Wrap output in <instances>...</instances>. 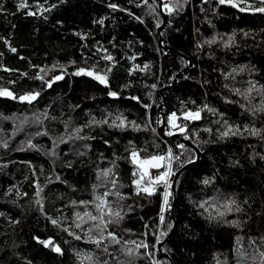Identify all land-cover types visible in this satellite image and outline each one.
<instances>
[{
	"label": "trees",
	"instance_id": "16d2710c",
	"mask_svg": "<svg viewBox=\"0 0 264 264\" xmlns=\"http://www.w3.org/2000/svg\"><path fill=\"white\" fill-rule=\"evenodd\" d=\"M161 6L159 34L154 0H0V264H169L128 245L157 247L163 191H138L132 154L195 158L155 133L175 75L165 119L200 159L169 193L160 248L172 264H264V2Z\"/></svg>",
	"mask_w": 264,
	"mask_h": 264
},
{
	"label": "rangeland",
	"instance_id": "374dc122",
	"mask_svg": "<svg viewBox=\"0 0 264 264\" xmlns=\"http://www.w3.org/2000/svg\"><path fill=\"white\" fill-rule=\"evenodd\" d=\"M96 77H101L99 75H97ZM100 80V79H99ZM3 92H8L10 93V91L8 90H3ZM3 96H9V95H3ZM22 97H35V93H31V94H25L23 95ZM25 100H28V99H25ZM186 116H189V113L186 114ZM193 116H195V114H193ZM171 118V120H170ZM189 118H192V117H189ZM188 118V119H189ZM178 118L174 115V114H170L168 116L167 119H165L167 121V126L165 125V128L164 130L166 131V133H173V132H178L180 134H183L184 131H185V128L182 126V124H180L177 120ZM180 145H178V143H176V147H179ZM152 157H157V156H151V157H147V158H143V159H140L136 156L137 158V163L136 165L138 166L140 172H141V175H142V168L139 166V161H143V160H149L151 159ZM179 155H172V153L169 152V154L167 155V157H165V159L163 161H160V167H148L147 168V172H148V175L144 177L143 181L141 182V184L143 185V188H147L149 187V181L150 180H155L156 177L158 176H161L163 173L165 172H169L170 174L166 177V181L167 183L161 181L159 183H155V184H152L150 187L151 189H153V186H157V185H162V204H161V208L159 209L160 212L158 214V224H157V227H156V234H155V242H157L158 240H161V233L164 232V229L162 228V222H161V215H165V213L167 212V209L169 208V186H170V182H171V176L173 174V170H174V166H175V163H179ZM133 160V159H132ZM144 182V184H143ZM167 192V205L164 204V198H165V193ZM107 208H109V205H106ZM162 208H163V211H162ZM159 242V241H158ZM133 246L135 247L134 249H137V250H140V249H145L146 250V254L147 255H150V254H153L155 253V251H157L156 249V245L154 244V250H151L149 249V246L147 243L145 242H142V243H129L128 246ZM146 245V247H145ZM133 250V249H131ZM127 253H128V250H127ZM153 259V261H155L156 264H167V263H162V262H158L155 260V255L153 257H151Z\"/></svg>",
	"mask_w": 264,
	"mask_h": 264
},
{
	"label": "water",
	"instance_id": "95a60500",
	"mask_svg": "<svg viewBox=\"0 0 264 264\" xmlns=\"http://www.w3.org/2000/svg\"><path fill=\"white\" fill-rule=\"evenodd\" d=\"M154 1L157 2V8H158V11L161 14L160 18L162 19L161 24L157 28V32L160 34V30H162V28L164 27V24L166 22V15H165V13L162 10V6L161 5H163L164 2H166L167 0H154ZM162 42H163V39L159 35V43L161 44L162 49H164L167 52L168 51H171L173 53L175 52V50H173V48L170 45L162 44ZM191 64L192 63L187 59L186 65L182 68V70L179 73H181L183 71H186L188 69V67L191 66ZM176 76L177 75H175V78H173V80L171 81L170 84H168V85H166V86H164V87L159 89V93L161 95V102L155 107L156 110H157V120H156L157 122H156V132L155 133H157V135L160 138H162V139L177 138L179 141H181L182 145L188 146V147H190V148H192L194 150V152H195V156L194 157L195 158L192 161H189V162L181 165L176 170H173L174 172L172 174L171 182L169 183L170 184L169 190H170V192H171V194L173 196H174V193H175V186H176L175 183L177 182L178 177L182 174V172L184 170H186L193 163L199 161V159H200V150L198 149V147L193 145V143L189 139L183 137L180 133H176V132L171 133V135L164 133L165 132L164 128H165V124H166L165 111H164V106L166 104V95H165L166 91L165 90L167 88L175 85ZM173 206H174V198L172 199V202H171V205H170V208H169L170 209V216L172 218L171 222H173L172 227L168 231L167 235L162 240H160L157 243V247H156L160 257L168 259L169 264H172V261L170 260L169 256L160 247L168 239V236H170L169 234H171V232H172V230L174 228V221L175 220H174V217H173V209H172Z\"/></svg>",
	"mask_w": 264,
	"mask_h": 264
},
{
	"label": "snow or ice",
	"instance_id": "6c2138e0",
	"mask_svg": "<svg viewBox=\"0 0 264 264\" xmlns=\"http://www.w3.org/2000/svg\"><path fill=\"white\" fill-rule=\"evenodd\" d=\"M220 2L221 3H224V0H220ZM262 2H264V0H262ZM25 5H21V7H24ZM113 7H115L114 5H113ZM257 11H260V12H264V8H259V9H257ZM31 14V13H30ZM13 51H15V49H13ZM109 59H110V57H109ZM81 71H83V70H81ZM80 73L78 72L77 73V75H79ZM89 75H91V73H88ZM62 77H56V79H61ZM97 79H100L101 80V82H103V78L102 77H97ZM0 95H9V96H11V93H8V92H3V91H0ZM113 95H115L114 93H113ZM35 97H21L20 99L21 100H25V99H28L29 101L31 100V99H34ZM198 116H199V114L197 113V114H195V116H193V114H189V116H186L185 118L187 119V118H189V117H192V118H198ZM170 120H171V118H170ZM169 135H171V133H169ZM225 135H227V133H225ZM182 147V146H181ZM132 156H133V163H137V158H136V153H133L132 154ZM165 158L164 157H159V156H157V157H152L151 159H149V160H143V161H139V166L142 168V175H141V177H140V180H138V181H134V183H136V185H137V188H138V191H140V190H142V191H145V192H147L148 194H152V189H151V185L152 184H155V183H159V182H161V181H163V182H165V183H167V181H166V177L170 174L169 172H165V173H163L161 176H158V177H156V179L155 180H150L149 181V187H147V188H143V189H140L139 188V185H140V183H141V181H143V179H144V177L145 176H147L148 175V172H147V168L148 167H160L161 165H160V161H163ZM108 173L107 172H105L104 173V175L106 176ZM133 175H135V173H133ZM114 183V182H113ZM205 183H207V181H205ZM105 195H107V193H105ZM167 192L165 193V198H164V204L165 205H167ZM97 199H100L99 197L97 198ZM105 204H106V201H104V200H102L101 199V202H100V204H98L97 205V208L98 209H102L104 206H105ZM162 211H163V208H162ZM109 214H111V215H115V216H119V213L117 212V213H109ZM85 215H90L89 213H85ZM91 219H93V220H95V219H97V217H95V216H91L90 217ZM160 219H161V222H163V220H164V217H163V215H161V217H160ZM53 223H55V221H53ZM113 239H115L114 237H113ZM42 243H45L46 244V246H47V243L48 242H43L42 241ZM100 243V241H97V244H99ZM145 247H146V245H145ZM56 251H59V249H55Z\"/></svg>",
	"mask_w": 264,
	"mask_h": 264
},
{
	"label": "built area",
	"instance_id": "2783aa9c",
	"mask_svg": "<svg viewBox=\"0 0 264 264\" xmlns=\"http://www.w3.org/2000/svg\"><path fill=\"white\" fill-rule=\"evenodd\" d=\"M164 133H166V131ZM166 134H169V133H166ZM169 208H170V206H169Z\"/></svg>",
	"mask_w": 264,
	"mask_h": 264
}]
</instances>
